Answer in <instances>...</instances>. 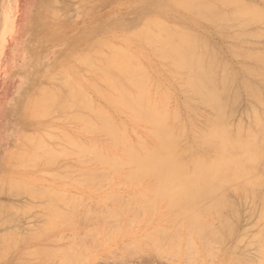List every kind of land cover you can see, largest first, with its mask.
I'll return each instance as SVG.
<instances>
[{
  "label": "rangeland",
  "instance_id": "1",
  "mask_svg": "<svg viewBox=\"0 0 264 264\" xmlns=\"http://www.w3.org/2000/svg\"><path fill=\"white\" fill-rule=\"evenodd\" d=\"M245 1L255 3L257 0H250V1L245 0ZM9 2H10L9 5L7 4V9L4 12L5 0H0V22L1 23L4 22V24H2L3 25L2 29H0V47H1L0 48V191H2L0 193V210L1 209L4 210V207L8 210L9 208L7 207V205H9V207H11L10 209H12L14 207L15 209H18L19 212H17L16 210H15L16 212H13L14 210L12 209V212L11 211L8 212V213H10V217H9V214L6 212V209L4 210V212L2 210L0 212L1 213L0 214V216H1L0 217V241H1L0 246H2L1 244L3 243V241L5 239H10L9 237H11V243L13 242L12 243L13 246H11L10 249L9 248L7 249V250H9V251H7L8 253H6V255L0 260V264H4L5 262H6L5 264H11V263L15 264V260H17L16 264H44V263L46 264L47 260H48L47 264H49L48 263L49 261H51L50 264L52 262L55 264H63V263L64 264H68V263L69 264H75V263L76 264L77 263L78 264H81V263L82 264L83 263L84 264H90V262H91V264H191V263L192 264H199V263L200 264H227V263L228 264H236V261L239 262L242 257L244 258L243 259L244 261L242 260L243 261L242 263L240 261V263H237V264H248L249 262H252V261H257V263L256 262L255 263L259 264V261L256 260V259H258V255H259V254H257V252L260 253V249H259L260 246L259 245L262 244V242H261L262 236L264 238V232L261 233V231H262L261 226L258 225L259 224V215H260L259 212L264 208V154H263V157L261 159V162L256 167L257 171L263 177V186L259 189V193H260L259 194V202L254 209H251L252 213L247 212L248 209H250L249 203H247L240 196L239 193L235 192L234 190H231V191H229V194H228V197H230L229 199L233 198V196H235V195H239V196H237L238 198L240 197L239 202L237 201L238 200L237 197L236 198L234 197L235 199L234 198L232 199L233 201L234 200L237 201L234 203V207L232 210L234 211L236 208L239 207L240 211H238L239 210V208H238L236 210V212L238 211V212H240V214L237 213L238 215L236 214L237 215L236 216V215H234L235 213H231L232 210L225 209V210L221 211L218 215L217 214H210V215H208V217H206L208 220L212 219V220L217 221L219 216H221L220 218L224 217V218L233 219V215H234V217L236 216L235 217L236 219H234V220H238L237 218H239V219H241L240 222L243 221L244 223L247 220L245 225L243 224V222L238 224L239 230L244 225V227L247 226L246 227L247 229L242 228V230L246 229V231H247L249 228V231L253 229V230H256L255 232L250 231L251 233H248V232L243 231L244 233L241 234L242 233L241 230H240V233L238 231L237 237L239 238V240H238V238L237 239L234 238L235 240L234 239L229 240L230 245L232 244L231 247L229 246V248L227 247L228 249H225V250L221 251L220 253H218L217 255H215L216 259L214 258L215 259L214 260L213 259L214 255L213 256H212V254L210 255L209 252H207L201 248V246L199 245L195 235H190V234L184 233L185 232L184 231L185 226H183L184 224L183 225L181 224V225H178L180 228H182V229L179 228L180 233L182 232L181 234H183L182 238H181L182 242L179 245L180 250H179L178 246H177V249H175L173 246H168L165 244V246H166L165 249L169 250V251H165L166 254H164V253L161 254V252L156 248L157 244H155V241L158 237V234H155V233H159V231H157L158 228L159 229L161 228V230L173 228V225L171 224V220H172L171 219L172 218L171 212L165 206L157 205L155 207L154 212L151 215L150 214L146 215L145 212L139 211L138 215H136L134 217V214H133L134 209L133 208H131L132 210L130 209L129 202L127 203V205L123 204V203H125L124 200H126V201H128L129 199H131V201H133V199L136 200L139 197V194H141V192L145 191L151 185L147 184L148 182L146 184H141V183H137L133 180H130V181L128 179L126 180V178H124V176H126L125 172H121V173H119V175H117L118 173L117 174L111 173V175L113 176L111 178L110 177L111 175L108 176V174L104 173L105 171H102L101 168H99L102 171L100 173L101 178L99 176L96 178H92L94 180H96L97 178H100V181L97 180L96 183H93V182H95L93 180V182H91L92 181V179L90 178L91 173L89 174V172L87 170H89V171L91 170L90 172H94L95 170H97V167H96V169H95V167H91V166H95L94 164H97V162L95 160H93L94 158L92 156H86V158L84 159L85 156L79 155V154H81L80 150H79L80 145L84 141L88 140V138H91V136L87 135L85 133V131L81 130V125L78 121V117L80 115H83V114L88 115V111L85 109H81L82 107H80L79 105L71 106L69 108H65V107H61V106H55L57 108L49 110V111H46L48 109H46L45 111L43 109L39 110V108L42 107L39 99H41L44 95H50L52 93H56L59 96H61V95L65 96V98H66V96H68V94H69V89L67 86H65L66 85L64 82L65 78H67L69 80L72 79L74 81H77L78 79H84L87 83H90V81L96 80V78H94L96 76V73L94 72V68L91 66L86 67L85 65H83L79 61L82 57H84V56H91V57H96V58H98L99 56L108 57V56L114 55L116 52H121V51H127L129 54H132V55L138 57L139 60H141V62L144 64V66L147 67V69L149 70L151 77L153 79V83H158V84L160 83L163 85L165 83H167L166 78L160 77L161 73H159V70L157 69V65H156L155 58L153 57V55H150L148 57V53H149L148 47L145 45H140V43H137L134 40V34H136L145 25V23L149 19L157 18L169 27H177V28H180L182 30L189 31L190 33L199 37L202 41H204V42L208 41L209 42L208 45L211 48V50L214 51V53H215V51H217V52L219 51V54L215 53V55L217 54L220 56L219 58L217 57L218 63L221 64L220 65L221 67L222 66L225 67V65H226L229 68V66H230L231 70L227 68L226 70L228 72H226V70L224 68L223 71H221L220 66H218V70L216 69L217 73L215 72L216 77L220 78V76L223 75V73H224V75L226 73H228L230 75V77L233 78V77H235V75H237V73L241 74L244 72V74H242L243 76L238 74L239 76H236L235 77L236 79H232L233 81L230 82V84L232 83L231 84L232 87H230L231 86L230 85L226 89V91H229L230 90L229 88H231V91L227 92L226 95L228 94L229 96H232L229 93H231V92L233 93V91H234V93H233L234 96L230 97V98H232V99L235 98V99H233L234 100L233 102H232V100L228 101L229 98H228V96H226L228 98V99H226V101L228 103L227 102L226 103H227V105L230 104L231 102H232V104L234 102L237 103L236 105H235V103L233 104L234 107L232 104H230V106L228 105L229 111L231 113H233L232 111H235L234 114H236V115H234V117L232 116L236 120H233V118L229 119L230 125H232L233 128H236L238 126V123L239 124L242 123L244 131H248L249 128L251 127L253 121H254L253 120V112H254V110L256 111L257 105L261 107V108L258 107V109H257L259 111L258 113L260 115L264 116V113H263L264 112V109H263L264 99H263V103H259L257 101L254 102L255 99L251 95H249L247 88H245L243 85H245L244 84L245 82L249 83L250 85L254 84L252 82H255V85H257V86L259 83H261V84H263L262 88L264 89V81L260 82L263 79H259L261 76L259 77V75L257 74V72H259V69H262L264 71V65H263L264 62L262 61L263 64L260 65V62L258 64V61L255 60L256 65L254 66V62L251 63V61L253 59H251V61H248V59H247L246 60L248 62L247 63L245 61L246 58L244 59V56L241 54V51H246L248 49L249 53H250V50L251 51L253 50V52H254L258 48L257 51H255L253 54L254 55H261V53L264 54V52H263V50H264V37H262L261 40L259 39L260 41L255 40V39H258L256 37L258 34H259V36L260 35L263 36V34H264V27H263L264 23L261 22V24H260V22H259V25H261L260 27H262V28H260L256 22L252 23V24H247V25H245V26H247V30H244V29H246L245 26H243L244 24L242 25V23L240 21H239L240 24H238V22H236L235 19H233L232 20L233 22H231V24L236 22V23H234V24H236L235 26L234 25L231 26V24H227V23H219V24L215 23V25H213V23L211 21L204 20V21H206V23H205L204 21H201L203 19L200 20V18H196V17L192 16L191 14H189L188 12H186L182 8H178V7L173 8L169 4L170 0H9ZM262 2H263L262 0H258V2H256V3L259 4L261 7H263L264 2H263V4H262ZM10 8H11V10H10ZM13 10H14V12H13ZM183 13H184V15H183ZM188 15H189V18H188ZM13 17H14V19H13ZM178 17L180 20L178 19ZM8 21H10V22H8ZM226 24H227V26L230 25V27L228 26V28H226L227 31L224 30L225 29L224 27L226 26ZM216 25H218V27H222L223 32L224 33L227 32L226 34H228V31L230 29L232 30V31L231 30L229 31V34H228L229 36L225 34L226 36H228V38L224 37L225 35L222 33V29L218 28L221 32L218 31V29L216 28ZM249 25L250 26L252 25V26L250 27ZM214 27L216 28V30L214 29ZM234 28H236V29H234ZM241 28H242L243 35L245 34L244 36H246V34H247V37L251 36V38L245 39L244 37H240L241 34L240 35L238 34L239 36L237 34H234V33H239V32L241 33ZM250 31H251V33H250ZM218 32L220 33V35L218 34ZM230 33H233L235 36L236 35L237 36L236 37H230L231 35H233ZM261 33H263V34H261ZM253 34H255V37H256L255 39L253 37ZM3 36H4V39L2 41ZM238 37H240L242 40L238 39ZM243 38L246 41L251 39L253 44L251 43V46H250L249 42H251V41H249V42L245 41L244 43H246V44H244V46L242 45L244 48L243 47L241 48L243 50H240L241 46L240 45L237 46L236 42L238 40H240V42L243 41ZM241 43L243 44V42H241ZM206 44H207V42H206ZM217 44H219V45H217ZM237 44H240L239 41L237 42ZM106 45H107V48H106ZM235 45L237 46V49H236ZM232 46H233V48H232ZM247 46H248V48H247ZM105 49H106V51H105ZM232 49H236L237 51L240 50L239 53L237 52V54L239 55L238 58L243 56V58H241L243 60L238 59L237 57L234 58L233 56L236 53V51H234ZM261 49H262V52L259 51ZM230 51H231V53L233 52L232 54L230 53L231 55L229 54ZM144 52H146V54H144ZM246 52L248 53V51H246ZM242 53H244V52H242ZM237 54H236V56H237ZM263 57H264V55H263ZM80 66H81V68H80ZM240 66H242V67H240ZM88 68H90L92 70H90ZM250 68L252 69L251 70L252 72L247 71L250 75L247 74V76H245L246 75L245 70L250 69ZM239 69H241V72L237 71ZM72 70H73V73H72ZM83 70H86V72H88V73H85ZM154 70H155V72H154ZM233 70H235V72H233ZM218 71H220V72H218ZM76 73H77V75H76ZM253 74H255V76L258 75L259 78L257 76H256V78H258L259 81H257V82L253 81L255 76L249 78V76H251ZM81 76L85 77V78H81ZM223 77L224 76H221L220 79L217 78L218 80L217 79L216 80L220 82ZM256 78L254 80H256ZM26 79H27V84H26ZM52 79H53V81H52ZM241 79H245L246 81L245 82L243 81V84H242V82L240 81ZM249 80H251L252 82ZM236 81H238V82L240 81L241 84L236 82ZM57 82H59L60 84ZM233 82H235L234 85H233ZM236 83L241 85V87H243V90H242V88H240L239 85H238L239 87H237ZM25 84H26V88L22 92V95L19 99L18 104L13 105L12 101H13L14 97L16 95H18V91H19L20 87H22ZM255 85L250 86V87L253 88V87H255ZM260 85H259L258 89L263 91V89L260 87ZM61 86H63V87H61ZM257 86L255 89H257ZM54 87H55V91H53L51 93L50 91L54 90ZM82 87H83V90L86 92L87 96L90 97L89 99H92V101H94V104L96 103L95 105H99L101 100L98 99L99 97L96 95V93L93 91V89L89 88V86L85 83H83ZM233 88H234V90H233ZM43 89H46V90H43ZM59 89H60V91H58ZM173 89H174V91H172ZM239 89H241V90H239ZM176 91H177V89L173 88L171 86V92H172L174 99L177 96L178 102H182L184 100V97L183 96L181 97V95L178 94V92H176ZM243 92L248 94L246 96H249L248 97L249 99L245 98L246 96H243V95H245V94H243ZM263 93H264V91L262 92V96L264 95ZM238 94H242V95H240V97H239ZM93 98H95V99H93ZM250 98H252V99H250ZM262 98H264V96ZM98 101H100V102H98ZM249 101H251V102H249ZM174 102H176V101L174 100ZM256 103H257V105H256ZM249 104H251L252 107ZM174 105H176V103ZM231 105L233 108H231ZM239 106H241V108ZM72 108H74L75 110H72ZM76 108H78V109H76ZM234 108H236V109L234 110ZM68 110H70V111H68ZM84 110L87 112L84 113ZM244 111H247V112L245 113ZM41 112H43L44 114L42 113L43 115L40 117ZM53 112H55V113L53 114ZM230 112H228L229 117L232 115V114L230 115ZM236 112H238V113L243 112L244 115L241 114L242 116L239 117L240 115ZM51 114H53V115H51ZM246 114L248 115V120H246L247 117L245 118V116H247ZM67 115H68V117H67ZM237 115H239V116H237ZM71 116H72V118H71ZM76 117H77V120H76ZM236 117H238V118H236ZM56 118L58 121L61 119V121L58 122L56 120V122H55ZM66 118H68V119H66ZM71 119H73V121H71ZM241 120H243V122ZM236 123H237V126H236ZM248 123H249V125H247ZM54 125L56 127H54ZM61 126H62V128L66 127L65 130H64V128L62 129ZM136 126H138L140 129ZM40 127H42V128H40ZM128 127H129V129H128ZM128 127H127V130L129 132V137L133 141H136L138 137L146 138V130H144L145 129L144 125L132 126L129 124ZM53 128L56 131L53 130ZM12 129H14L15 132H12L11 131ZM49 129L50 130L52 129V130L47 131ZM68 129L75 130V133H74V131H70ZM55 132H57V133H55ZM73 133H74V135H73ZM80 133H82V134H80ZM45 134H49L50 136L48 135L46 138ZM262 134L264 136V129L262 130ZM37 135H38V137H36V139H35L34 136H37ZM57 136H58V139L61 140L60 142L55 141V140H57ZM67 136L68 137L70 136L69 138H71L72 141L67 142L65 139ZM32 137H34V138H32ZM48 137L54 138V139L56 137V139L54 141L53 140L50 141V138L48 140ZM37 138L41 142L42 141L43 142L41 143L40 141H36ZM33 139H35L34 142L36 141L35 142L36 145H37V143H39L38 146H40V145H42V146L46 145L47 146V144H48V146L46 147L47 149L45 148V146H43V147L41 146V149H43L42 151H40L41 149H39V148H38L39 150H36L38 146L35 147V143L34 142L32 143ZM106 140H108V139H106ZM27 141L31 142V145ZM73 142H74V144H72ZM66 143H68L69 145L67 146ZM76 143H77L76 149H75V147H71V149H70V145L74 146ZM60 145L68 148V151L75 152L78 155H76L75 153H73V155L65 154V157L68 156L67 158H64L63 156L60 155L64 159L58 160V157H57V160H55L53 162L52 157L56 158V155L54 156L53 152L55 154L57 151L62 152L65 149V148L64 149L57 148V146L60 147ZM34 147H35V149H33ZM49 147H51L54 151L49 149ZM44 148H45V150H44ZM77 149L79 151H76ZM29 150H30V152H29ZM31 151H33V152L35 151L34 153L39 155L38 157L34 158V160L38 161V159H39L40 164L37 163V161H33L34 153L32 152V155H31ZM24 154H25V156H23ZM22 156L25 157V158H23L25 160L24 162H26L24 165L29 166L31 169L29 167L27 169L26 166H25L26 168L25 167H23V168L21 167V169L18 168L20 166H24L23 164H21ZM27 156H29L28 158L31 159V162L28 161L29 159L27 158ZM30 156L32 158H30ZM69 156H70V158H69ZM17 158L19 160H15ZM40 158H42V160ZM43 158H44V160H43ZM50 160H52V161H50ZM86 160L87 161L91 160V163L85 164ZM34 162L37 164H35ZM77 162H78V164H77ZM83 163H84V165H83ZM50 166H53V167H50ZM96 166H98V165H96ZM38 167H39V169H38ZM32 168H34V169H32ZM65 168H67L68 170H65ZM62 169H64L65 171H63ZM72 169H74V170H72ZM78 169H80V170H86L87 169L86 170L87 172L84 171L85 173H81L82 171H80V173L77 174V172L79 171ZM99 169H98V172H100ZM45 172L50 173V177L48 176L49 174L46 175ZM65 172L71 174L72 176L71 175L69 176V174H67V175L65 174L66 175L65 180H63L62 178L64 177L63 174ZM39 173H41V174L43 173L46 176L41 175ZM51 173L54 174L53 176H56V174H57L58 175L57 177H59L61 179H59V178L57 179L55 177L53 178V176L51 177ZM73 173H76V174H73ZM81 176H84V178L87 177L86 180H88V181H86L83 177L81 179ZM79 177H80V180L77 179ZM68 178H70L69 180L71 182L69 180H67ZM88 178H90L91 181H89ZM102 178L104 180L108 179V182L103 183V181L101 180ZM104 182H106V181H104ZM92 183L96 184L97 186L95 185V187H94V185H92ZM102 183L105 185L101 186ZM115 183L121 184L120 187H122V188L117 187V185H116V189H115V187H114ZM107 184H109V185L106 186ZM49 185H50V187H49ZM89 185H92V186H89ZM31 186H33V187H31ZM86 187H87V189H86ZM96 187L99 188L98 191H97ZM9 189L10 190L13 189V190H11V193H10ZM7 190H9V192ZM39 190H41L42 194H45L44 197H46V199L45 198H44L45 200L41 199V198H43L42 196L41 197L39 196L40 199L37 198L39 193H36V195L37 194L38 195L34 196V198H36L37 200L39 199L40 201L36 200L34 202V200H33L34 198H32L33 197L32 194L33 193L35 194V192H39ZM7 193H10L11 195L7 194ZM30 194H31V196H30ZM54 194H59V195L62 194V196H64L65 194H68L65 196L69 197V195H70L69 199L72 198L73 196H75V198L74 199L72 198V199H73V201H75V199L78 200V204H77L78 206H76L75 204H72V202H70L72 199L69 200V199L65 198V196H64L63 203L67 200L68 203H66V204H68V205L71 204V205L67 206V210H66V208L64 209L65 205L60 204L61 205V208H60L59 203L62 201H59V200H58V202L56 201L54 205L59 206L58 208H60L59 211H61V212L56 211V213H58L57 216H56V213L54 214L55 217L53 215L50 216L49 215L50 211L48 212L47 209H51L50 205L53 204L51 198H52V195H54ZM127 194H129V195L126 196ZM80 197H81V199H79ZM114 197H117V200H113ZM104 198L105 199L109 198V200H104ZM121 198H123L124 200H121ZM111 199H112V201H110ZM242 199H243V202H242ZM32 200H33V202H32ZM42 200H43V202H42ZM48 200H49V202H48ZM84 200L88 203H84L83 202ZM44 201L47 203H45ZM80 201H81V203H80ZM92 201H94L95 203H97V201H98V203H97L98 205L97 204L93 205L94 202H92ZM230 203H232V201H230ZM86 204H88L87 206L89 208H87ZM95 205H96V207L99 206V208L102 206L100 208L102 211L99 212L100 209L98 207H97L98 210H96ZM121 205H123V206H121ZM49 206H50V208H49ZM127 206L129 207L128 211H127ZM31 207H33L31 209L32 211L30 210ZM39 207H41V208H39ZM91 207H93V208H91ZM119 207H122L124 209L126 207V210L121 209ZM44 208H45V211H47V212H45L43 210ZM163 209H165V210H163ZM51 210L53 211V208ZM56 210H57V208H56ZM74 210H75V212H74ZM77 210L81 211V212L77 213ZM123 210H124L125 215L123 213ZM251 210H249V211L251 212ZM65 211H66V213H64ZM92 211L96 212L94 215H96V214H98V215H96V217L93 215L92 218L93 217L94 218L93 219L91 218L90 220H93V221L98 220L99 222L96 221L98 223L103 221L101 219H104V216H106L104 214L102 217V215H101L102 213L107 212L108 213L107 216L108 215L110 216V214H111V216H113V219L114 218L118 219V217L120 218V215L117 217V214L116 215H113V214L116 212L119 213V211H121V215H122L121 221H123V223L122 222L120 223V221H118L117 225L115 224L117 222H115L114 224L112 223L114 226H119V228L118 227L117 228L120 230V232H118V230H116V228H115V230L117 232H114L115 231L114 228L109 227L110 225L106 226L109 223V221L106 220V218H105V220L108 223L105 222V220H104L103 221L104 224L102 222L101 224L96 223L97 224L96 225L95 223H93V221H91L90 223L88 222L89 220L86 221V222H88L87 226L93 225L90 227V229H89V227H86L85 220H84V223H82L83 221H81V223L84 224L85 227L84 226L82 227L80 224H78V226L76 227L75 224H72L73 222L71 223V221H73V220L75 221V219H76L75 223H80V221L78 222L77 220H79V218L81 220V213L84 214L82 217V220L84 217L89 218V216H91L92 213H94ZM224 211H225V213H224ZM254 211L256 214L254 213ZM97 212H99V213H97ZM226 212H227V214H229L228 215L229 217L226 215ZM243 212H245V213L247 212L246 215H244ZM2 213H4L5 215L8 214V216L4 217L3 216L4 214L2 215ZM67 213L69 216L70 215L72 216V217L70 216L71 221L68 222L69 224L66 222V225L68 224V226L64 225L62 228H60V226L64 223L62 222V219L59 221H56V218L60 216V217H63V219L64 218L66 219ZM72 214H74L75 216ZM247 214H251V216L250 215L247 216ZM252 215L255 216V221H254V217H252ZM209 216L211 217V219H209L210 218ZM3 217H4V219H3ZM7 217H9V218H7ZM47 217H48V221H44V219L46 220ZM110 217H107V219L109 218V220L111 221L112 217L111 218ZM159 217L160 218L162 217V218L157 219ZM243 217L246 220H243ZM247 217L249 220L247 219ZM1 218H2V221H1ZM71 218H73V219H71ZM250 218L252 219V221H250ZM141 219H143V220H141ZM146 219L150 220V221H147ZM49 220H51L52 223ZM131 220L133 221V224H132ZM138 220H139V223H138ZM54 221L57 222L55 225H57L59 223V225H57L55 228H57L59 226L60 229L58 228V230L56 229V231H54V233L53 232L51 233V230L55 226L53 224V223H55ZM64 221H66V220H64ZM113 221H116V220H112V222ZM128 221L131 222L130 225L128 224L129 223ZM248 221H250V222H248ZM236 222L238 223L239 220ZM60 223H61V225H60ZM40 224H42V225H40ZM50 224L51 225L53 224L54 226L52 227ZM126 224H128V225H126ZM249 224H250V226H249ZM95 225H96V227H95ZM44 226H46L45 227L46 230H45ZM65 226L69 227V228H65ZM102 226H103V228H102ZM127 226H129V228H126ZM51 227H52V229L50 230ZM47 228L50 230V231L48 230L49 233L47 232ZM125 228L128 229L129 231L125 230ZM151 229H153V231H151ZM12 230H13V232H12ZM181 230H183V231H181ZM14 231H16V235H15ZM39 231L40 232L42 231L41 234L44 237L40 234ZM73 231H76L74 233V235L72 234ZM95 231H97V232H95ZM149 231H151V232H149ZM7 232H9L10 235ZM30 232L32 233V235L30 234V236H29ZM45 232L47 233L46 235H45ZM77 232H80V234L78 233V236L76 237L77 238L76 239L75 236L77 235L76 234ZM11 233H13L12 234L13 237H12ZM38 233L40 235V239L39 238L37 239V237H34V239H33V237H32L33 234L35 236H37ZM61 233H64V234H61ZM95 233H97V237H96ZM180 233L178 232V234H180ZM18 234L20 236H22L21 238L18 239V241H20L21 244L19 243V245L16 246L18 244V242H17V239H15V237L18 236ZM61 235H62V237H60ZM79 235H81V237ZM255 235H256V237H255ZM27 236H29V238L31 237V239H29ZM105 236H106V238H105ZM245 236H246L247 240L245 239ZM252 236L254 239L252 238ZM63 237H64V239H63ZM84 237H85V239H84ZM103 237H104V239H103ZM113 237H114V239H113ZM187 237H191V240L193 241V244H194L191 247L192 249L187 248L188 250L186 248H184L186 246L185 239ZM13 238H14V240H13ZM145 238H149V239L147 240ZM20 239H22V241ZM82 239L84 240V242ZM255 239H257V240L255 241ZM23 240H24V244H22ZM32 240L34 242H32ZM87 240H88V242H87ZM56 241H57V244H56ZM77 241H79V242H77ZM85 241L87 244H85ZM137 241L139 243H143L144 245H142V244L139 245V243ZM14 242H17V243H14ZM74 242L75 243L77 242L78 244L80 243V245L77 246V245H75ZM81 242H83L84 245H83V243L81 244ZM240 242L242 243L243 246L240 244ZM91 243H92V245H91ZM104 243H106V245ZM237 243H238V245H237ZM244 243H245V245H244ZM73 244H74V246H73ZM96 244H98V248L96 247ZM131 244L135 245V247L138 249L135 248V251H133L134 246H131ZM235 244H236V246H234ZM69 245H72V246H69ZM127 245H130V246H127ZM246 245L248 247H246ZM14 246H16V249L13 248ZM91 246H94V248H92ZM140 246H141V248H140ZM239 246L241 248H239ZM263 246H264V241H263ZM41 247H43V248L46 247L48 249L50 248V250H51V248H53L55 250L57 248H59V249L62 248L61 250L58 249L59 253L60 254L65 253V256L61 257L63 255L58 254V252L56 253L55 250L54 251L52 250V252H48V254L46 252H44L45 255H43V252H41V254H40L39 251L41 250ZM83 247H86L89 249L88 251H90L91 256L88 255L89 252H87L85 250V248H84V251H86L88 254H86L85 252H83V250H81V249H83ZM130 247L133 248V250ZM142 247L144 248V250H142ZM148 247L150 250H148ZM175 247H176V245H175ZM193 247H195L194 250H193ZM63 248H65V249H63ZM71 248H72V250H70ZM145 248H147V250H145ZM155 248H156V250H153ZM11 249H13L14 252L13 251L11 252ZM36 249H38L39 251ZM92 249L94 251L96 249L97 250L95 252H92L93 251ZM184 249L187 250V252L184 251ZM0 250L4 251L3 246L0 247ZM63 250H68L70 253H72V252L74 253V255L72 256V261L70 259V257H71L70 253L68 255L70 257L67 258L66 254L68 251L63 252ZM78 250H81V251L78 252ZM157 250L160 253V254L158 253V255L156 254ZM74 251H76V253ZM193 251H197V252L193 253ZM5 252H6V249H5ZM9 252H11V253L9 254ZM15 252L16 253L18 252V254H16ZM189 252H191L189 255V258L192 257L191 259L193 260V262L195 261L196 263H193L191 261V259H188V261L185 260L186 258H188V256H186V255H187V253L189 254ZM239 252H241V253L243 252V254L241 255V253H239ZM263 252H264V249H263ZM56 254L59 256H57ZM77 254H78V259L82 256L80 258V260L82 261L81 263H79V260L76 258ZM195 254L197 256L201 257L202 260L200 259L201 260L200 261L199 257L194 256ZM205 254L208 255L207 258H209V256H210V259H207ZM162 255H164V256L168 255V256L163 257ZM245 255L246 256L250 255L247 258H249V259L251 258V260H249V259L247 260ZM7 256L9 257V259H7L8 258ZM12 256H13V260L11 261L10 258L12 259ZM51 256H53V257L56 256V257L52 258ZM74 256H76V257H74ZM184 256H185V258H184ZM32 257H34V258H32ZM255 257H256V259H254ZM232 258H234V259H232ZM226 259H227V262H226ZM18 260H20V261H18ZM31 261H33V262H31ZM230 261H232V263H229ZM252 263H250V264H252Z\"/></svg>",
  "mask_w": 264,
  "mask_h": 264
},
{
  "label": "bare ground",
  "instance_id": "2",
  "mask_svg": "<svg viewBox=\"0 0 264 264\" xmlns=\"http://www.w3.org/2000/svg\"><path fill=\"white\" fill-rule=\"evenodd\" d=\"M262 1L264 2V0H262ZM256 2H258V0ZM256 2L255 3L247 2L245 0H170L169 4L173 8L178 7V8L184 9L186 12H188L192 16H194L196 18H200V20L203 19L201 21H204V20L211 21L213 23V25H215V23L231 24V22H233L232 20L235 19V21L238 22V24H240L239 23V21H240L242 23V25L244 24L243 26H245L247 24H252L255 22L258 25H259V22H260V24H261V22L264 23V6L261 7ZM263 2H262V4H263ZM9 3H10L9 0H5L4 12L6 11L7 4L9 5ZM10 10H11V8H10ZM13 12H14V10H13ZM183 15H184V13H183ZM188 18H189V15H188ZM13 19H14V17H13ZM178 19H179V17H178ZM206 21H204V22L206 23ZM8 22H10V21H8ZM236 22H234V23H236ZM234 23H232L231 26H233V25L235 26L236 24H234ZM2 24H4V22H2V23L0 22V29H2V26H3ZM227 24L224 27L225 31H227L226 28H228V26L230 27V25L227 26ZM260 26L261 25H259V27ZM216 28L222 29V33L224 35L227 33V32L224 33L223 28L218 27V25H216ZM216 28L214 27L215 30H216ZM245 28L246 29H244V28L243 29L247 30V26H245ZM260 28H262V27H260ZM234 29H236V28H234ZM218 31L221 32L219 29H218ZM229 31H228V34H229ZM219 32H218V34L220 35ZM250 33H251V31H250ZM228 34H226V35H228ZM230 34H233V33H230ZM234 34H237V35L241 34L240 37H244L245 39L251 38V36L247 37V34H246V36H244L245 34L243 35L242 28H241V33L239 32V33H234ZM234 34L231 35L230 37H236L237 36V35L235 36ZM261 34H263V33H261ZM226 35L224 37L228 38L229 35L228 36H226ZM240 37H238V39L242 40ZM253 37H254V39L257 37L258 39H255V40L260 41L261 38L264 37V34H263V36H261V35L259 36V34H258L256 37H255V34H253ZM244 38H243V41H241V42H243V44L240 42V40H238L240 44H237L238 41L236 42L237 46L238 45L241 46L240 50H243L241 48L244 46V44H246V43H244L246 41V40H244ZM3 39H4V36L2 38V41H3ZM134 40L137 43H140V45H145L148 47V49H149L148 57L150 55H153V57L155 58L157 69L159 70V73H161L160 77L166 78L167 83H165L164 85L160 84V83L159 84L153 83V79H152L151 74H150L149 70L147 69V67L144 66V64L141 62V60H139L138 57H136L132 54H129L127 51L116 52L114 55H111L108 57L99 56L98 58H96V57H91V56H84L79 61L83 65H85L86 67L91 66L94 68V72L96 73V76L94 78H96V80H93V81H90V83H87L84 79H78L77 81H74L72 79L69 80V79L65 78L64 79V82L66 84L65 86H67L69 89L68 96H66V98H65V96H62V95L59 96L56 93H52L53 91H55V87H54V90L50 91L52 94L44 95L41 99H39L40 103L42 105V107L39 108V110L43 109L45 111L46 109H48L46 111H49V110L57 108L55 106H61V107L69 108V107L75 106V105H79L80 107H82L81 109L87 110L88 115L87 114L85 115L82 113L83 115H80L79 117L78 116L77 117H78V121L81 125V130L85 131V133L87 135L91 136V138H88V140L84 141L80 145L79 150H80L81 154H79V155L85 156L84 159L86 158V156H92L94 158L93 160H95L97 162V164H94L95 166H91V167H95V169L97 167V170H95L94 172H90L91 170L89 171L86 169L89 172V174L91 173L90 178L92 179V178H96L98 176L100 177V173L102 171H105L104 173H107L108 176H110L111 173H114V174L118 173L117 175H119V173L125 172L126 176H124V178H126V180L127 179L129 181L133 180V181H135L137 183H141V184H146L148 182L147 184H149L151 186H149L145 191L141 192V194H139V197L136 200L133 199V201H131V199H129L128 201H126L123 198H121V200L125 201V203H123L124 205H127V203L129 202L130 209L131 208L134 209L133 210L134 217L136 215H138L139 211L145 212L146 215H148V214L151 215L154 212L155 207L157 205L165 206L171 212V214H172L171 219L172 220L171 219L170 220H171V224L173 225V228L172 229L171 228L170 229H162V230H161V228L160 229L158 228L157 231H159V233H155V234H158V237L155 241V244H157L156 248L161 252V254H163V253L166 254L165 251H169V250L165 249L166 248L165 244L168 246H173L175 249H177V246H178L179 250H180L179 245L182 242L181 238H182L183 234H181L182 232L180 233V230H179L180 227L178 225L184 224L183 225V226H185V229H184L185 232L184 233L190 234V235H195L199 245L201 246V248L203 250L209 252L210 255L211 254H212V256L214 255V257H213V259H214L215 255H217L218 253H220L221 251H223L225 249H228L229 246L231 247L232 244L230 245L229 240H232L234 238L237 239L238 238L237 237L238 231L240 233V230H241V232H242L241 234L244 233L243 231L248 232V233H251L250 231H254V232L256 231L253 229L249 231V228L246 231L247 226L244 227V225L246 224L247 220L244 217H243V220H246V221H245V223L242 221L244 225L239 230L238 224L242 223V222H240L241 219L237 218L239 220L238 223L236 222L238 220H234V219H236L235 217L238 215L237 213L240 214V212H238V211H240V208L238 207L239 210L237 212H236V210L238 208H236L234 211L232 209L234 207V203L237 201L238 202L240 201V199H239L240 197L239 198L237 197L239 195L233 196V198L237 197V199H238L237 201H235V200L233 201L232 200L233 198L229 199L230 197H228V194H229V191H231V190H234L235 192L239 193L240 196L247 203H249L250 209H248V211H247L249 213H252L251 209H254L259 202V194H260L259 189L263 186V177L257 171L256 167L261 162V159H262L263 154H264V136L262 134V130L264 129V116H262L258 113L259 111L257 109L260 106H258L256 103L257 109H256V111L254 110V112H253V120L254 121H253V123H252V125L248 131H244L242 123L241 124L238 123V126L236 123V126H237L236 128H233L232 125H230L229 119L233 118L234 115H236V114H234L235 111H232L233 113H231L229 111L228 107L230 106V104H232V102L234 101L233 99H235V98H233V99L230 98V97L234 96V94H233L234 91H233V93L232 92L229 93L230 95H232V96H229L228 94L226 95V93L231 91V88H229L230 89L229 91H226V89L232 84V83L230 84V82L233 81L232 79H236L235 77L239 76V75L243 76L242 74H244V72L242 71L243 73H241V74L237 73V75H235V77L231 78L230 75L228 73H226V72H228L226 70L228 67L225 65V67L222 66L223 67L222 68L220 66L221 64L218 63L217 57L219 58L220 56L217 54L215 55V53L219 54V51L218 52L215 51V53H214V51L211 50V48L209 47L208 41H206L207 42V44H206V42L202 41L199 37L190 33L189 31H185V30H182V29L177 28V27H169L157 18L149 19L145 23V25L136 34H134ZM249 41H251V39L246 41V42H249ZM249 43H250V46H251V43L253 44L252 41ZM107 45H106V48H107ZM217 45H219V44H217ZM236 45H235V47L237 49ZM232 48H233V46H232ZM247 48H248V46H247ZM236 49H232V50L236 51V53L233 56L234 58H236V57L238 58V56H239L237 54V52L239 53L240 50L237 51ZM257 49L255 51H257ZM105 51H106V49H105ZM246 51H248V53ZM246 51H241V54L244 56V59L246 58L245 61L247 59H248V61H251V59H253L254 61L252 60L251 63L254 62V66L256 65L255 64L256 61H258V64L260 62V65L263 64L262 63V61L264 62V57H263L264 54L263 53H261V55L263 54L261 56V55H254L253 53L255 51L253 52V50L252 51L250 50V53H249L248 49ZM259 51L262 52V49ZM242 52H244V53H242ZM263 52H264V50H263ZM230 53H231V51L229 52V54ZM144 54H146V52H144ZM236 54H237V56H236ZM243 56L238 58V59L243 58ZM241 60H243V59H241ZM218 66H220L221 71H223L224 68L226 70V72H225L226 74L224 75V73H223V75H221L224 77L221 79L220 82L217 80L220 79L221 76H220V78L215 76L216 75L215 72L218 70ZM240 67H242V66H240ZM80 68H81V66H80ZM88 69H90V68H88ZM228 69H230V66ZM90 70H92V69H90ZM251 70H252L251 68L245 70V73H246L245 76H247V74L250 75L248 72H250ZM83 71L85 73H88V72H86V70H83ZM237 71L241 72V69H239ZM154 72H155V70H154ZM218 72H220V71H218ZM233 72H235V70H233ZM72 73H73V70H72ZM257 74L259 75V77L261 76L259 78L258 75H256L259 79H263L260 82H263L264 81V71L262 69H259V72H257ZM76 75H77V73H76ZM253 76H255V74L249 76V78L253 77ZM256 76L254 77V79L256 78ZM81 78H85V77L81 76ZM258 78H256V80H254L253 78L252 79H253V81L257 82V81H259ZM53 79H52V81H53ZM251 80H249V81H251ZM240 81L243 84V81L245 82L246 80L241 79ZM240 81L239 82L236 81V82L241 84ZM57 83H59V82H57ZM83 83L87 84L89 86V88L93 89V91L99 97L98 99L101 100V102L98 101V102H100L101 105L100 104L95 105L96 103L94 104V101H92V99H89L90 97H88L86 92L83 90V87H82ZM234 83L235 82H233V85H234ZM238 83H236V86L237 87L240 86V88H242V90H243V87H241V85H239ZM252 83H254V84L250 85L249 83L245 82L244 83L245 85H243V86L245 88H247L249 95H251L255 99L254 102L257 101L259 103H263V99H264V98H262L264 96V95L262 96V92L264 91V89L262 88L263 84L259 83L257 86V85H255V82H252ZM26 84H27V79H26ZM26 84L23 85L22 87H20V89L18 91V95H16L12 101L13 105L18 104L19 99L22 95V92L26 88ZM254 85H255V87H253L254 89L250 87V86H254ZM259 85L263 89V91L258 89ZM171 86L173 88L177 89L176 92H178V94H180L181 97L182 96L184 97V100L182 102H178L176 95H175L176 97L174 99L172 92H171ZM256 86H257V89H255ZM61 87H63V86H61ZM230 87H232V85ZM234 88H233V90H234ZM43 90H46V89H43ZM239 90H241V89H239ZM58 91H60V89ZM172 91H174V89ZM243 94H245L243 96L248 95L245 92H243ZM238 95L240 97V95H242V94H238ZM226 96H228L229 99ZM248 97L249 96H246L245 98L249 99ZM93 99H95V98H93ZM226 99H228V101L232 100V102L230 101L231 103L228 104L229 106L227 105L228 102L226 101ZM250 99H252V98H250ZM174 100L176 102H174ZM249 102H251V101H249ZM175 103H176V105H174ZM234 103H235V105L237 104L236 102H234ZM251 104H249V105L252 107ZM232 105H231V108L234 107V105H233V107H232ZM239 107L241 108V106H239ZM76 109H78V108H76ZM235 109L236 108H234V110ZM263 109H264V107H263ZM72 110H75V109L72 108ZM85 110H84V113L87 112ZM68 111H70V110H68ZM228 112H230V115L232 114L230 117L228 116L229 115ZM244 112L246 113L247 111H244ZM42 113L43 112H41L40 117L44 114V113L43 114ZM54 113L55 112H53V114ZM236 113H238V112H236ZM53 114H51V115H53ZM238 114L240 115V116L237 115L239 117L244 115L243 112L238 113ZM67 117H68V115H67ZM77 117H76V120H77ZM71 118H72V116H71ZM236 118H238V117H236ZM245 118H246V120H248V115L245 116ZM66 119H68V118H66ZM56 120H57V118L55 119V122H56ZM233 120H236V119L233 118ZM60 121H61V119L58 122H60ZM71 121H73V119H71ZM241 121L243 122V120H241ZM249 123L247 125H249ZM129 124L132 126L144 125V127H145L144 130H146V138L138 137L136 141H133L132 139H130L129 132L127 130V127ZM55 125H54V127H56ZM136 127H138V126H136ZM40 128H42V127H40ZM61 128H62V126H61ZM65 128H64V130H65ZM128 129H129V127H128ZM51 130L49 129L47 131H51ZM53 130H55V129L53 128ZM68 130H70V129H68ZM11 131L15 132L14 129H12ZM70 131H74V133H75V130H70ZM55 133H57V132H55ZM74 133H73V135H74ZM80 134H82V133H80ZM45 135L47 138V136L49 134H45ZM34 137L36 139V137H38V135L34 136ZM34 137H32V138H34ZM69 137L67 136L65 138L67 142L72 141V139ZM49 138L50 137H48V140H49ZM35 139L32 140V143L34 142ZM55 139H56V137H55ZM55 139L50 138V141H52V140L54 141ZM106 139H108V140H106ZM36 141H40V140L37 138ZM55 141L60 142L61 140H59L58 136H57V140H55ZM27 142H29V141H27ZM29 143L31 145V142H29ZM66 144H67V146L69 145L68 143H66ZM72 144H74V142ZM38 145H39V143H37V145L35 143V147H37ZM76 145H77V143L74 146L70 145V149H71V147H75V149H76ZM41 146L42 145L38 146L36 150L41 149ZM43 146H45V148H46L48 146V144H47V146L46 145H43ZM58 146H57V148H61V149L65 148V149L62 152L57 151L55 154L53 152V155L54 156L56 155V158L52 157L53 162L55 160H57V157H58V160L59 159L61 160V159L68 157V156L65 157V154L73 155V153H75L72 151H68V148H66L64 146H61V145H60V147H58ZM35 147L33 149H35ZM45 148H44V150H45ZM49 149L53 150L51 147H49ZM42 150L43 149H41L40 151H42ZM79 150L77 149L76 151H79ZM29 152H30V150H29ZM32 152L33 151H31V155H32ZM36 155L37 154L34 153L33 161H37V160H34V158L38 157L39 155H37V156ZM60 155L63 156L64 158L61 157ZM76 155H78V154H76ZM23 156H25V154ZM23 156H22V159L25 158ZM28 157L29 156H27V158ZM30 158H32V157L30 156ZM69 158H70V156H69ZM22 159H21V164L24 165L26 162H24L25 160L24 159L22 160ZM40 159L42 160V158H40ZM15 160H19V159L17 158ZM43 160H44V158H43ZM52 160H50V161H52ZM28 161L31 162V159H29ZM78 162H77V164H78ZM37 163L40 164L39 159H38ZM37 163H35V164H37ZM90 163H91V160H88V161L86 160L85 164H90ZM83 165H84V163H83ZM96 165H98V166H96ZM25 166L28 169L29 166H27V165L20 166L18 168L21 169V167L23 168ZM50 167H53V166H50ZM99 168H101L102 171ZM32 169H34V168H32ZM38 169H39V167H38ZM98 169L100 170V172H98ZM62 170L65 171L68 169L65 168V170L64 169H62ZM72 170H74V169H72ZM78 170L79 171L77 172V174L80 173V171H82L81 173L87 172L86 170H80V169H78ZM39 174H41V173H39ZM45 174L46 175L49 174L48 176L50 177V173L45 172ZM65 174L67 175L69 173L65 172L63 174V176H64L62 178L63 180H65V176H66ZM73 174H76V173H73ZM41 175H44V174L42 173ZM46 175H44V176H46ZM53 175L54 174L51 173V177ZM70 175L71 174H69V176ZM57 176L58 175L56 174V176H53V178L55 177L58 179L59 177H57ZM82 177L84 178V176H81V179H82ZM110 177L112 178L113 176L111 175ZM86 178L87 177H85L84 179L86 180ZM90 178H88L89 181H91ZM100 178H97L96 180L92 179L91 182H93V180H94L95 182H93V183H96L97 180L100 181ZM59 179H61V178H59ZM69 179L70 178H68L67 180H69ZM77 179L80 180V177ZM101 180L103 181V183L108 182V179L104 180L102 178ZM86 181H88V180H86ZM104 181H106V182H104ZM93 183H92V185H94V187H95L96 184H93ZM103 183L101 186L105 185ZM92 185H89V186H92ZM108 185L109 184H107L106 186H108ZM116 185H117V187H120L121 184L115 183V186H114L115 189H116ZM31 187H33V186H31ZM49 187H50V185H49ZM120 188H122V187H120ZM86 189H87V187H86ZM96 189H97V191L99 190L98 187H96ZM9 190H7V191L9 192ZM11 190H13V189H11ZM11 190H10V193H11ZM1 192L2 191H0V193ZM10 193H7V194H10ZM36 193H39V195L37 194L38 195L37 198L40 199V197L42 196L43 198H41V199H43V200L46 199V197H44L45 194H42L41 190H39V192H35V194L31 193L33 196L32 198H34V196H37ZM31 194H30V196H31ZM65 195H68V194H65ZM128 195L129 194H127L126 196H128ZM64 196H62V194L61 195H59V194L52 195L51 200H52L53 204L50 206H51V209L53 208V211L51 209H47L48 212L50 211L49 212L50 216H52V215L54 216L56 211L58 212L60 210V208H61L60 204L65 205L66 207L64 206V209L66 208V210H67V206L71 205V204H69V205L66 204V203H68L66 199H65L66 201L63 203ZM69 197H70V195H69ZM69 197L65 196V198H67V199H69ZM72 198L74 199L75 196H73ZM72 198H70L69 200H71ZM39 199L37 200L36 198H34L33 200L35 202L36 200L40 201ZM73 199L70 202H72V204H75L76 206H78L77 205L78 200L75 199V201H73ZM79 199H81V197ZM243 199H242V202H243ZM33 200H32V202H33ZM43 200H42V202H43ZM58 200L62 201L59 203L60 208H58L59 206L54 205L56 201L58 202ZM104 200H109V198H107V199L104 198ZM113 200H117V197H114ZM110 201H112V199ZM230 201H232V203H230ZM48 202H49V200H48ZM83 202L88 203L85 200ZM92 202H94V201H92ZM45 203H47V202H45ZM80 203H81V201H80ZM97 203H98V201H97ZM97 203L94 202L93 205L97 204ZM87 205L88 204H86V206ZM50 206H49V208H50ZM121 206H123V205H121ZM7 207L9 208L8 209L9 211L4 207V210L6 209L7 213L10 211L12 212V209L14 210L13 212H16V211L19 212L18 209H15L14 207L12 209H10L11 207H9V205H7ZM97 207L99 208V206H97ZM97 207L95 205L96 210H98ZM129 207L127 206V211L129 210L128 209ZM32 208L33 207H31L30 210ZM39 208H41V207H39ZM56 208H57V210H56ZM87 208H89V207L87 206ZM91 208H93V207H91ZM119 208L124 209L122 207H119ZM225 209L232 210L231 213H235L234 215H236V214L237 215L234 217V215L232 214L233 219L224 218V217L220 218L221 216H219L217 221L212 220L210 216H209L210 217L209 219H211V220H208L206 218L210 214H217L218 215L221 211H223ZM1 210H0V212H1ZM4 210H2V211L4 212ZM43 210L45 211V208ZM124 210H126V207ZM124 210H123V213H124ZM163 210H165V209H163ZM249 210H251V212ZM47 211H45V212H47ZM101 211L102 210L100 209L99 212H101ZM59 212H61V211H59ZM74 212H75V210H74ZM78 212H81V211L77 210V213ZM92 212H94V213H92V215L89 216V218L84 217L83 220H82V217L84 214L81 213V220H80V218H79V220H77L78 222L80 221V223H75L76 219H75V221L74 220L71 221L70 220L71 215L69 216L68 213H67V218L69 220L67 218L63 219V217L59 216L60 218L57 217L56 221H59L62 219V222L64 224L61 225V223H60V225H61L60 228H62L64 225H66V222L68 223L69 221H71V223L73 222L72 224H75L76 227L78 226V224H80L82 227L83 226L85 227V225H86V227H89V229H90V227L93 225L87 226L88 222L90 223L91 221H93L90 219L96 213L95 211H92ZM99 212H97V213H99ZM64 213H66V211ZM224 213H225V211H224ZM246 213L243 212L244 215H246ZM254 213H255V211H254ZM259 213H260V215H259V224L258 225L261 226V229H262L261 233H263L264 232V208ZM3 214L4 213H2V215ZM8 214L10 217V213H8ZM8 214L7 215L4 214L3 216L6 217V216H8ZM57 214L58 213H56V216H57ZM104 214L107 216L108 213L107 212L102 213L101 214L102 217ZM116 214H117V217L120 215V218L118 217V219H116V218L113 219V216H111V214H110V216L112 218L109 215L107 217H110L111 221L109 220V218L107 219L106 216H104V219H101V220L104 221L106 218V220H108L110 223L109 224L105 220V222L108 223L106 226L110 225L109 227L114 228V230L116 228V230H118V232H120V230L118 229L119 226H114L113 224L115 222H117V223H115L117 225L118 221H120V223L121 222L123 223V221H121L122 220L121 219L122 218L121 217L122 216L121 211H119V213L116 212L113 215H116ZM72 215H74V214H72ZM96 215H98V214H96ZM96 215H94V216L96 217ZM124 215H125V213H124ZM226 215L228 216L229 214H227V212H226ZM248 215L251 216V214H247V216ZM253 215H252V217H254V221H255V216H253ZM4 217H3V219H4ZM9 217H7V218H9ZM73 218H71V219H73ZM161 218L159 217L157 219H161ZM247 219H248V217H247ZM64 220H66V221H64ZM84 220H85V225L82 224V223H84ZM112 220H116V221L112 222ZM141 220H143V219H141ZM1 221H2V218H1ZM44 221H48V217L46 220L44 219ZM49 221L52 223L51 220H49ZM81 221H83V222L81 223ZM86 221H88V222H86ZM96 221H98V220H96ZM96 221L94 220L93 223L96 224L99 222V221L98 222H96ZM103 221H101L98 224H101ZM147 221H150V220H147ZM250 221H252L251 218H250ZM250 221H248V222H250ZM128 222L127 223L129 225L131 222L133 224L132 220H131V222L130 221H128ZM56 223L57 222H55L53 224L55 225ZM138 223H139V220H138ZM53 224L52 225L50 224V225L53 227L54 226ZM68 224L66 226H68ZM103 224H104V222H103ZM128 224H126V225H128ZM40 225H42V224H40ZM57 225H59V223ZM57 225L54 226V228H53L54 230L52 229V227L50 228V230L52 229L51 233L52 232L54 233V231H56V229L58 230L59 226L57 228H55ZM96 225H95V227H96ZM66 226H65V228H69ZM249 226H250V224H249ZM45 227L46 226H44V228ZM102 228H103V226H102ZM126 228H129V226H127ZM126 228H125V230H128ZM242 228H246V229L242 230ZM180 229H182V228H180ZM45 230H46V228H45ZM48 230L49 229L47 228V232L49 233L50 230L49 231ZM116 230L114 232H117ZM151 231H153V229H151ZM151 231H149V232H151ZM181 231H183V230H181ZM12 232H13V230H12ZM41 232H40V234H41ZM75 232L76 231H73V233L72 232L71 233L74 235ZM95 232H97V231H95ZM178 232L180 234H178ZM7 233L9 234V232H7ZM14 233L16 235V231H14ZM64 233H61V234H64ZM78 233L80 234V232H77L76 233L77 235L75 236V238L78 236ZM12 234L13 233H11V235ZM30 234L32 235L31 232L29 233V236H30ZM46 234L47 233L45 232V235ZM95 234L97 237V233H95ZM29 236H27V237L29 238ZM79 236L81 237V235H79ZM12 237H13V235H12ZM16 237H15V239H17V242H18V244L16 246H18L20 243V241H18V239L21 238L22 236H20L18 234V236H16ZM32 237H33V239H34V237H37V239L38 238L40 239L39 233L37 236H35L33 234ZM60 237H62V235ZM64 237H63V239H64ZM255 237H256V235H255ZM9 238L10 239H5L3 241V243L1 244L4 248V251L0 250V260L6 255V253H8L7 251H9V250H7V249L8 248L10 249L11 246H13L12 245L13 242L11 243V237H9ZM105 238H106V236H105ZM252 238H253V236H252ZM29 239H31V237ZM84 239H85V237H84ZM103 239H104V237H103ZM113 239H114V237H113ZM145 239L148 240L149 238H145ZM245 239H246V236H245ZM13 240H14V238H13ZM20 240L22 241V239H20ZM238 240H239V238H238ZM256 240L257 239H255V241ZM263 241H264V238L262 236V238H261L262 244L259 245L256 242L260 246V248H259L260 253L257 252V254H259L258 259H256L257 254L255 255L256 257L254 259L258 260L259 264H264ZM17 242H14V243H17ZM32 242H34V241L32 240ZM77 242H79V241H77ZM83 242H84V240H83ZM83 242H81V244ZM87 242H88V240H87ZM76 243H75V245H77V246L80 245V243L79 244L78 243L76 244ZM22 244H24V240H23ZM56 244H57V241H56ZM85 244H87L86 241H85ZM104 244L106 245V243H104ZM140 244L144 245L143 243H139V245ZM185 244H186V246L184 248L192 249L191 247L194 244H193V241L191 240V237H187L185 239ZM240 244L242 245L241 242H240ZM83 245H84V243H83ZM91 245H92V243H91ZM175 245H176V247H175ZM237 245H238V243H237ZM244 245H245V243H244ZM2 246H0V247H2ZM16 246H14L13 248L16 249ZM69 246H72V245H69ZM73 246H74V244H73ZM127 246H130V245H127ZM131 246H134V250H133V248H131V247L130 248L133 251H135V248H136L135 245L131 244ZM141 246H140V248H141ZM234 246H236V244ZM91 247L94 248V246H91ZM96 247L98 248V244H96ZM246 247H248V246L246 245ZM84 248L87 252H89V254L86 251H84ZM156 248L153 250H156ZM194 248L195 247H193V250H194ZM239 248H241V247L239 246ZM5 249H6V252H5ZM58 249L59 248H57L55 250V249L51 248V250H50V248L48 249L46 247L45 248L41 247L40 251L38 249H36V250H38L40 252V254H41V252H43V255H45L44 252H46L48 254V252H52V250L53 251L55 250L56 253L58 252V254H60L59 250H61L62 248H60L59 250ZM63 249H65V248H63ZM136 249H138V248H136ZM70 250H72V248ZM81 250H83V252H85L88 255L91 254L90 251H88L89 249L86 247H83V249H81ZM81 250H78V252ZM142 250H144L143 247H142ZM145 250H147V248H145ZM148 250H150L149 247H148ZM158 250L156 253L157 255L159 253ZM187 250L184 249V251H186V252H187ZM12 251H13V249H11V252ZM64 251H68V250H63V252ZM76 251H74V252L76 253ZM95 251L93 250L92 252H95ZM11 252H9V254ZM195 252H197V251H193V253H195ZM69 253L70 252L68 251L66 254L67 255L66 257L69 258L71 256L70 259L72 261V256L74 255V253L72 252V253H70V256H68ZM190 253L191 252H189V254L187 253L186 256H188V258H186L185 260L188 261V259L192 258V257L189 258ZM239 253H241V252H239ZM16 254H18V252ZM242 254H243V252L241 253V255ZM60 255H63L61 257H64L65 253L60 254ZM168 255H165V256L162 255V256L166 257ZM205 255L207 258L208 255L207 254H205ZM13 256H12V259L10 258L11 261L13 260ZM57 256H59V255H57ZM194 256H197V255L195 254ZM249 256H246V258ZM51 257L54 258L56 256H54V257L51 256ZM74 257H76V256H74ZM197 257H199V256H197ZM32 258H34V257H32ZM76 258L78 259V254H77ZM80 258L78 259L79 263L82 262L80 260ZM184 258H185V256H184ZM7 259H9V257ZM200 259H201V257H199V260ZM207 259H210V256ZM232 259H234V258H232ZM243 259H244L243 257L240 259L241 263L244 261ZM248 259L249 258H247V260ZM249 260H251V258ZM18 261H20V260H18ZM47 261H46V264H47ZM191 261L193 262L192 259H191ZM240 261L239 262L236 261V264L240 263ZM16 262H17V260H15V264H16ZM31 262H33V261H31ZM50 262L51 261H49L48 263L50 264ZM226 262H227V259H226ZM252 262H249L248 264H250V263L254 264L255 262L257 263V261H252ZM193 263H196V262L194 261ZM229 263H232V261H230ZM51 264H55V263L52 262ZM90 264H91V262H90Z\"/></svg>",
  "mask_w": 264,
  "mask_h": 264
}]
</instances>
